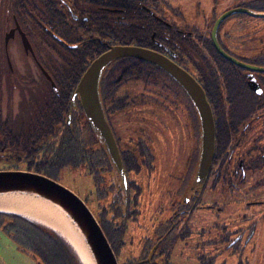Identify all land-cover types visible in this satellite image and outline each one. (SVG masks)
Here are the masks:
<instances>
[{
	"label": "flooded vegetation",
	"instance_id": "1",
	"mask_svg": "<svg viewBox=\"0 0 264 264\" xmlns=\"http://www.w3.org/2000/svg\"><path fill=\"white\" fill-rule=\"evenodd\" d=\"M108 1L58 0L57 8L64 12L67 22L80 26L81 37L97 40L106 51L118 46L117 37L120 35L133 42L132 45L120 46H135L138 41L148 42L151 39L152 44L144 48L164 55L189 73L204 89L214 116L216 148L211 170L207 178L198 184L199 187L188 194L191 198L179 205L177 215L187 217L193 215L198 208H207L199 204L201 189L235 192L245 184L251 186L253 182L261 181L260 177L264 172V72L260 70L264 69V16L258 15H264V0H212L207 4L200 1L196 3L193 12L182 4L172 2L174 0H126V8H117ZM202 4H210L208 11L202 9ZM19 8V5L12 8L8 0H0L3 54L10 72H14V69L8 59L11 63V55H18V45L17 49L11 48V41L17 39L23 49L17 28L19 26L22 30L17 17ZM231 11L239 12H232L224 18L214 35L217 22ZM11 30H14V37L10 38L6 47L5 37ZM24 55L31 54L24 52ZM31 56L43 74L35 52ZM42 68L44 69L43 66ZM5 70V67H0L3 73H6ZM2 72L0 86L3 83ZM120 79L121 75H118L113 82ZM13 83L9 82L11 86ZM140 83L144 88L141 94L131 96L128 92L120 93L122 88H134ZM119 84L117 96L107 97L106 102L121 105L123 110L110 111L109 106L104 110L121 154L127 150H122L116 134L114 120L119 115L130 116L131 119L141 118L144 127L149 129L157 127L170 131L162 121L164 117L179 123L181 130L193 141L194 151L189 168L190 171L193 166L196 169L200 150V123L194 104L182 88L170 76L164 77V80L157 84L162 88L158 94L151 92L142 79L124 80ZM141 133L144 140L136 142L135 150L131 152H135L136 158H139L141 170L143 166L152 170L155 156L147 135L149 132L142 128ZM147 152L153 156L152 160ZM130 173L135 172L126 173L127 179ZM129 182L135 181L129 178ZM99 197L101 198L100 194ZM214 207L218 211L223 210L219 205L208 208ZM133 220L134 217L128 219L127 225ZM184 227L176 229V222L172 220L160 225V229L153 232L154 238L143 241L142 254L149 250L147 256L139 261V258L129 261L134 264H159L157 261L160 258L165 259V256L180 244L191 245L196 251L198 264H227L228 260L241 256L252 235L250 233L246 237L247 233L242 229L229 230L220 225L217 227L223 229H189L186 225ZM124 245L123 241L121 246ZM154 246L157 247L149 262V254Z\"/></svg>",
	"mask_w": 264,
	"mask_h": 264
},
{
	"label": "trees",
	"instance_id": "2",
	"mask_svg": "<svg viewBox=\"0 0 264 264\" xmlns=\"http://www.w3.org/2000/svg\"><path fill=\"white\" fill-rule=\"evenodd\" d=\"M10 2L12 8L20 6L17 17L22 30L33 47L36 59L50 75L56 90L40 72L31 55L26 57L35 72L44 80L46 93L43 99L33 103L29 117H23L24 112L17 105V101L10 100L9 95L4 96L3 89L7 85L13 92H17L19 86L32 90L39 81L35 78L27 79L22 68L20 73L23 74L13 81L12 86L6 81L1 84L0 156L7 153L4 157L16 161L8 170H20V165H23L29 172L52 179L64 168L86 166L95 183V196L98 201L103 202L98 205L101 208L99 216L95 217L118 257L128 219L134 217L137 220L136 217L140 214L142 189L135 182H129L128 178V193H125L120 175L106 148L100 144L87 122L79 100L76 99V105L72 104L73 94L83 74L106 48L95 39L81 37L80 26L67 22L64 12L57 8L58 0H8ZM127 2L108 1L117 8H126ZM149 35L151 37L152 31ZM117 38L119 42L116 45L133 44L132 40L121 35ZM151 44L149 39L148 42L138 41L135 46L144 48ZM0 49L3 50V45ZM4 59L3 54L2 64L5 66ZM15 65L17 69L14 73H19L16 71L24 62L16 61ZM7 73L13 74L9 70ZM117 73L121 75V79L113 82L118 76ZM164 77L169 78L165 72L149 63L130 58L114 62L105 70L101 80L100 93L104 109L109 106L110 111L123 110L121 105L106 102L107 97L117 96L119 83L122 81L142 79L153 88ZM147 153L152 160L151 153ZM121 157L126 173H140V161L135 152L124 151ZM0 227L12 238L19 250L31 255L39 264H81L71 246L51 228L17 215L1 213ZM141 259L143 257L137 261ZM128 264L134 263L129 261Z\"/></svg>",
	"mask_w": 264,
	"mask_h": 264
},
{
	"label": "rangeland",
	"instance_id": "3",
	"mask_svg": "<svg viewBox=\"0 0 264 264\" xmlns=\"http://www.w3.org/2000/svg\"><path fill=\"white\" fill-rule=\"evenodd\" d=\"M191 1L174 0L172 2L182 4L187 10L190 9L193 12L196 3L203 1L207 4L212 0ZM202 5V9L208 11L210 4ZM2 34L3 29L0 28V46L3 45L4 41ZM17 45L18 55L17 57L11 55V67L15 72L17 69L15 62H24V65L18 67V71H16L19 73H7L9 65L5 61L6 59H4L6 65L2 64L3 50L0 49V67L6 69L4 71L6 73L0 71L3 73H1L2 82L11 83L19 79L23 74L20 73L22 68L27 79L35 78L39 82L32 90L19 86L17 92L10 91L11 88L6 85L3 89V95H9L10 100H16L17 105L24 112L23 117H29L33 103L44 98L46 85L33 69L29 58L24 55L19 41L17 39L11 41L10 47L17 49ZM161 89L160 86L149 88L151 92L157 94ZM124 92H128L131 96L139 95L144 92L143 84L140 83L134 88H122L120 93L123 94ZM162 121L170 131L157 127L149 129L144 127L141 118L131 119L130 116L123 114L114 120L122 150H135V143L144 140L141 133L143 128L149 132L147 135L150 138L151 148L155 156L152 170L143 166L140 173L129 174L130 180L135 181L142 189L139 206L140 215L137 220L128 222L123 238L125 245L121 246L118 252L119 264H127L130 259L133 261L146 257L149 250L142 254L144 251L143 241L147 238H154L153 232L160 229V225L171 220L176 222V229H184V225L189 229H223L217 227L220 225L226 226L225 229L229 230L242 229L247 233L246 237L252 233L241 256L228 260L227 264H264V180H262L264 179V172L260 177L261 181L253 182L251 186L245 184L235 192L210 188L201 189L199 204L207 208H198L193 215L187 217L177 215L176 210H178L179 205L189 197L191 198V196L188 197L191 190L199 187L193 178L195 166L192 167L191 171L189 168L194 143L189 135L181 130L179 123L164 117H162ZM4 155L8 154L5 153L0 156V171H8L16 163L14 159L6 158ZM16 171L27 170L23 165H20V170ZM55 180L77 194L86 202L93 214L99 216L101 208L98 205L103 202L98 201L95 196V183L86 166L64 168ZM212 205H219L223 207V210L218 211L215 207L208 208ZM157 262L159 264H198L196 251L192 249L191 245L180 244L175 246L168 256H165V259L160 258ZM0 264H39V261L19 250L12 238L0 227Z\"/></svg>",
	"mask_w": 264,
	"mask_h": 264
},
{
	"label": "water",
	"instance_id": "4",
	"mask_svg": "<svg viewBox=\"0 0 264 264\" xmlns=\"http://www.w3.org/2000/svg\"><path fill=\"white\" fill-rule=\"evenodd\" d=\"M232 12L239 11H231L224 14L215 25L214 35L220 22L231 15ZM17 28L19 29L24 52L34 55L27 36L19 26ZM13 37L14 30L6 34V47L10 38ZM126 58L149 63L161 69L182 88L194 104L200 123V150L194 180L197 184H200L207 178L215 155L216 129L214 116L201 85L189 73L164 55L138 46L118 45L111 47L89 65L73 94L72 104L76 105V99L79 100L87 122L99 139L100 144L106 148L112 164L120 175L124 191L127 193L128 179L121 158V152L107 120L100 93L101 80L105 70L114 62ZM8 62L11 66L9 59ZM39 67L44 76L48 80H51L40 64ZM260 71L264 72V69ZM52 86L56 89L54 83H52ZM70 120L71 118L69 117V123ZM12 192L34 194L45 198L59 205L67 213L73 224L77 227L79 238L83 243V250L82 248L81 250L76 249L63 236L59 235L71 246L81 264H119L117 255L100 223L86 202L77 194L45 175L29 171H0V194ZM1 214L5 213L1 212ZM156 247L154 246L149 254V262Z\"/></svg>",
	"mask_w": 264,
	"mask_h": 264
},
{
	"label": "bare ground",
	"instance_id": "5",
	"mask_svg": "<svg viewBox=\"0 0 264 264\" xmlns=\"http://www.w3.org/2000/svg\"><path fill=\"white\" fill-rule=\"evenodd\" d=\"M1 212L45 225L63 236L76 249L83 250L77 227L70 217L59 205L45 198L27 193L0 194Z\"/></svg>",
	"mask_w": 264,
	"mask_h": 264
}]
</instances>
